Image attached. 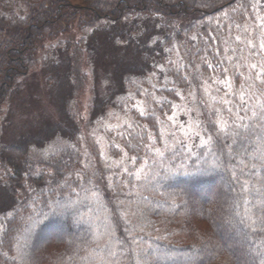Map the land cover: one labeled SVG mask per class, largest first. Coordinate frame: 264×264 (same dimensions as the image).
Returning a JSON list of instances; mask_svg holds the SVG:
<instances>
[{
	"label": "trees",
	"instance_id": "16d2710c",
	"mask_svg": "<svg viewBox=\"0 0 264 264\" xmlns=\"http://www.w3.org/2000/svg\"><path fill=\"white\" fill-rule=\"evenodd\" d=\"M262 25L264 0H0V116L38 71L51 107L0 124V264H264ZM182 102L195 136L167 146Z\"/></svg>",
	"mask_w": 264,
	"mask_h": 264
},
{
	"label": "rangeland",
	"instance_id": "374dc122",
	"mask_svg": "<svg viewBox=\"0 0 264 264\" xmlns=\"http://www.w3.org/2000/svg\"><path fill=\"white\" fill-rule=\"evenodd\" d=\"M249 31H250V33H248L249 38L246 40V45H245L246 50L244 54L249 57L251 64L255 65V68H257L258 71L261 72L264 71V47H262L264 46V25L260 26L258 29L254 28V29H250ZM253 33L255 35H253ZM69 39L70 36H66V35H62L59 37V40H69ZM46 45H48V43ZM42 54H43L42 52L41 54L39 53V56L41 57ZM41 76L42 75L38 71L33 76H31L30 79L32 80L31 82L34 83L33 89L31 88V90L34 91L36 97L39 98L38 101H34L33 103H28V104L25 103L24 104L25 108L24 107L22 108L19 103V99L22 98L26 93L25 90H22L24 92L23 96L21 91L17 99L10 101L9 105L4 107V112L0 116V124L3 125L5 132L8 136L10 137L13 136L14 135L13 131H18L19 127H23L25 123H28L29 121L32 122L37 121V119H40L43 115H47L48 113L51 112L50 105L48 104L46 99L43 98L42 96L43 93L45 92L43 86L38 82V86L36 87L37 84L36 81L42 79ZM105 84L106 83L104 81L100 82L99 88L103 89ZM34 87L36 89H34ZM90 90H91V80H88L84 91L79 96L78 106H77L78 107L77 110L80 112L84 120H86L89 116L88 112H89L90 99H91ZM208 96L209 98L212 97L210 92H208ZM178 108L179 110H177L174 115L169 117L168 122L163 129L164 143L167 146L176 144L177 142L180 141V139L189 140L192 137H194L196 133L193 117L191 115L192 111H190L193 109L186 102H182ZM111 124H113V126L114 125L117 126L119 125V120L114 119ZM111 124L109 123L108 127ZM103 128H105V126L103 125L100 126L96 125L91 128L89 134H91V137L93 138L94 141L98 143L103 142V136L102 134L99 133ZM82 131H84V129H82ZM170 135H172V139H170ZM59 145L60 143L53 142L41 149L36 148L33 150V157L36 158L44 157L53 149L59 147Z\"/></svg>",
	"mask_w": 264,
	"mask_h": 264
},
{
	"label": "snow or ice",
	"instance_id": "6c2138e0",
	"mask_svg": "<svg viewBox=\"0 0 264 264\" xmlns=\"http://www.w3.org/2000/svg\"><path fill=\"white\" fill-rule=\"evenodd\" d=\"M262 47H264V46H262ZM252 67H255V65H253ZM241 101L243 102V96H241ZM224 124H226V122H224ZM218 126L220 127V131H221V132H224V131H225V128H224L223 125H218ZM207 143H210V140L207 141V142H205V143L202 144L201 146L203 147V146H205ZM241 191H242L243 193H247V192L249 191V188H248L247 183H244V184H243V186H242V188H241ZM249 219H250V217H249ZM253 223H255V221H253ZM113 255H114V253H113Z\"/></svg>",
	"mask_w": 264,
	"mask_h": 264
}]
</instances>
